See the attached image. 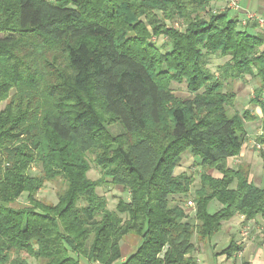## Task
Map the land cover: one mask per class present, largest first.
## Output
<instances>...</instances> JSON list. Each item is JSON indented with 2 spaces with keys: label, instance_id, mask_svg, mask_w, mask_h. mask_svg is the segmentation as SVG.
I'll return each mask as SVG.
<instances>
[{
  "label": "trees",
  "instance_id": "obj_1",
  "mask_svg": "<svg viewBox=\"0 0 264 264\" xmlns=\"http://www.w3.org/2000/svg\"><path fill=\"white\" fill-rule=\"evenodd\" d=\"M214 1L0 0V264H29L24 254L39 264H197L225 221H264V186L229 163L256 119L235 108L234 82L254 78L263 92L264 32ZM217 55L226 60L213 69ZM250 102L264 123V100ZM187 152L204 171L183 204L195 178L175 169ZM57 178L58 201L39 199ZM107 184L129 200L110 209L98 192ZM24 193L28 203L13 205ZM129 235L139 244L121 261ZM241 249L232 239L220 253Z\"/></svg>",
  "mask_w": 264,
  "mask_h": 264
},
{
  "label": "rangeland",
  "instance_id": "obj_2",
  "mask_svg": "<svg viewBox=\"0 0 264 264\" xmlns=\"http://www.w3.org/2000/svg\"><path fill=\"white\" fill-rule=\"evenodd\" d=\"M213 5V3H212ZM224 6V7H223ZM222 7L214 8L216 11H222L227 9L226 4ZM229 18H233L235 16L234 11L232 9H229L228 13ZM243 18V17H242ZM174 24V23H173ZM177 27H180L181 24L179 22H176L174 24ZM241 25V24H240ZM244 26V25H243ZM156 40V38H154ZM166 38L164 39L159 38L158 39V45L166 48ZM168 43V42H167ZM226 60V58H222L219 55L212 58L211 66L213 69H217L218 65L220 63H223ZM241 79L240 83H243V87L238 91V101L236 104L237 110H245L246 108H251L250 100L252 98H256L259 100L258 97L262 96L264 97V93L261 92L260 95L259 92L256 90L257 83L254 78H238L237 81ZM173 90L176 95L182 97V98H188L192 95V93L186 88L185 84H178L173 83L172 84ZM235 88V85H234ZM258 94V95H257ZM255 95V96H254ZM5 105V102L0 103V109L3 108ZM252 110V108H251ZM257 118L256 121H250L247 123V130H248V137H247V144L244 148V153L242 155H238L235 157L230 158V165L237 168L239 166L244 167L248 170L250 173V178L259 186H264V145L262 147H259L258 144L260 143L259 137L261 135H264V123L262 122V118ZM111 130L114 133H120L122 132V126L120 124H112ZM261 132V133H260ZM89 158L91 159L92 168L89 171V177L91 178H99L101 176V169L96 166V164L93 161V155H89ZM204 171V168L199 164V159L197 157H194L190 152H187L181 164L176 168L175 173H188L194 176L195 182L193 183L190 193L186 197L177 198L180 199L178 202L180 203H186L188 198L192 199V196L194 195L195 189L199 186L200 183V175ZM211 172H216L214 170H211ZM217 173V172H216ZM65 187L64 180L62 178H57L55 180L47 181L45 185L38 191L37 197L39 199H42L47 202H53L56 203L58 201V193ZM98 192L105 196L108 200V207L110 209H116L117 203L119 199H125L129 200L130 194L128 190L123 188L120 185H112L107 184L104 186H101L98 188ZM28 203L27 193H24L17 201L13 203L16 207H22ZM189 210H193L194 207L192 204L189 203L187 205ZM220 204L218 202H213L212 206L210 207L211 211H214L215 209L219 208ZM191 220H194L191 218ZM263 219L259 216L256 218L255 221H247L244 220L240 222L238 225H236V232L234 235L240 241L241 243H244V241L249 242L251 241L253 244H261L263 243L262 240V230H263ZM224 222V226L220 232L215 234L212 238V241L214 242L216 237L218 235L224 236V232L227 229L228 225ZM245 226L250 227V235L249 238L246 240L242 237V231ZM228 235H225L223 238L220 239V243H227ZM209 243V240L206 241ZM204 243V242H203ZM139 239L134 235H129L125 238V240L122 242V247H124L125 253L129 252L128 254H131L138 246ZM200 247V245L198 246ZM24 257H26L29 261V264H39V262L34 259L33 257L24 254ZM126 257H123V260H125ZM86 264L87 262L84 261ZM97 264V263H94Z\"/></svg>",
  "mask_w": 264,
  "mask_h": 264
},
{
  "label": "crops",
  "instance_id": "obj_3",
  "mask_svg": "<svg viewBox=\"0 0 264 264\" xmlns=\"http://www.w3.org/2000/svg\"><path fill=\"white\" fill-rule=\"evenodd\" d=\"M226 3L227 0H215L213 2V7H222ZM232 10L234 11V14L236 17H238V19L244 17L247 12H254L256 15L264 18V0H240V8ZM248 26L253 32H264V25H261L258 22L256 23L255 20L249 21ZM240 81L242 80L239 79L238 81L235 80L234 82L235 90L237 93V90L240 91V89L244 86L242 82L240 83ZM258 98L259 100H264V97L262 96ZM251 105H253V103ZM250 107L252 108V114L256 115V119L253 121H256L258 117H260L259 119L263 117L262 109L258 104ZM246 144L247 142L245 143L240 155L244 153ZM244 220L245 217L243 215H236L231 220L225 221V225H228L227 229L224 232V236L228 235L227 243H220V239L224 237H222L221 235H218L214 242L212 241V237L209 240V243H207L206 241L204 243H200V247H198V249L194 253L195 258L197 259V264H242L243 261H249L251 264H264V242L261 244H253L251 241H244V243H241L234 235V233L236 232V225ZM255 220L256 219H252L249 221ZM232 239H235L236 242L242 246V249L234 252L231 257H227L226 254H222L220 253V251L226 248L230 244ZM122 253L123 257H127L128 255H130L128 254L129 252L125 253L124 247H122Z\"/></svg>",
  "mask_w": 264,
  "mask_h": 264
},
{
  "label": "built area",
  "instance_id": "obj_4",
  "mask_svg": "<svg viewBox=\"0 0 264 264\" xmlns=\"http://www.w3.org/2000/svg\"><path fill=\"white\" fill-rule=\"evenodd\" d=\"M226 7L228 9H239L240 8V0H227ZM243 25H247L249 21H257L259 24L264 25V18L256 15L254 12H247L243 18L240 19ZM259 147H262V144H258ZM195 208V205L192 204ZM250 235V227L245 226L242 231V237L244 240L249 238Z\"/></svg>",
  "mask_w": 264,
  "mask_h": 264
}]
</instances>
